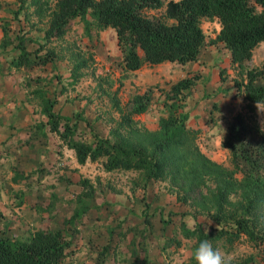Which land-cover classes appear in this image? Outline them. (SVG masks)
Here are the masks:
<instances>
[{
    "label": "rangeland",
    "instance_id": "obj_1",
    "mask_svg": "<svg viewBox=\"0 0 264 264\" xmlns=\"http://www.w3.org/2000/svg\"><path fill=\"white\" fill-rule=\"evenodd\" d=\"M28 1L15 0L12 9L23 5L17 19L12 10L0 19L8 20V31L23 25L43 32L47 10L55 0H44V10L39 15L33 11L37 6ZM145 13L158 14L168 21L163 6ZM200 26L205 41L197 58L184 63L162 61L124 71L112 27L99 30L91 23L86 26L77 17L61 37L45 42L41 37L35 42L42 45L40 53L52 51V58L42 67L32 66L27 73L28 68L17 69L19 76H11L9 85L8 78L2 76L7 60L1 61L0 234L24 240L35 229L63 228L71 237V249L62 264H135L137 258L144 264H188L193 259L195 239L182 235L180 223L189 227L200 223L207 231L209 225L218 227L221 222L212 220L200 205L182 200L166 179L145 180L133 170L106 171L99 160L77 163L72 149L49 131L41 134L33 124L41 118L38 91L42 90L50 98L55 96L56 109L70 116L79 112L98 133L106 134L119 120L114 98L121 107L134 92L149 87L151 100L146 110L133 115L130 125L119 127L121 133L146 144L158 129V117L167 113L160 89L168 88L182 76L193 75L194 81L184 89L183 96L171 101L177 104L178 111L187 114L185 124L196 130L198 148L232 169L229 151L220 144L226 125L240 112L246 122L263 127L264 103H256L252 111L248 110L231 78L240 80L244 66L259 65L264 60L257 55L262 51L264 56V40L255 47L246 65L238 67L230 63L222 43L211 41L217 20L202 17ZM16 52L17 49L7 50V58ZM25 74L31 79L29 86H24L28 81ZM32 88L37 92H28ZM232 176L241 179L238 171ZM82 180L87 181L86 185ZM234 188L225 206L231 214L244 210L234 203L244 202L239 188ZM247 215L253 228L264 233V204L255 205ZM160 217L168 221L163 223ZM210 242L231 256L233 264L243 260L242 264H264V250L243 235L231 244L221 239Z\"/></svg>",
    "mask_w": 264,
    "mask_h": 264
},
{
    "label": "trees",
    "instance_id": "obj_2",
    "mask_svg": "<svg viewBox=\"0 0 264 264\" xmlns=\"http://www.w3.org/2000/svg\"><path fill=\"white\" fill-rule=\"evenodd\" d=\"M43 3L44 0L27 2L37 6L33 11L38 15L44 10ZM161 6L170 21L155 13H145ZM22 7L18 5L12 9V16L17 19ZM47 11V25L39 36L43 42L61 37L76 17L86 26L91 23L99 30L112 27L120 51L119 64L124 71L135 70L142 64L184 63L196 59L205 41L200 26L202 17L218 21L219 28L211 41L222 43L229 52L232 65H246L253 47L264 40V0H55ZM7 22L1 24L0 46L17 49L16 54L8 58L4 55L7 73L12 70L18 74L17 69L28 68L27 73L30 67H42L52 58L49 49L39 52L42 48L39 42L36 47L27 48L26 41L32 38L24 32L18 31L11 36ZM244 67L240 80L231 79L236 93L252 111L256 103H264V60L259 65ZM29 80L28 76L24 86L30 85ZM193 81V75H185L168 88L160 89L167 102V113L158 117V129L146 144L121 133L119 127L130 125L133 115L146 110L151 100L149 87L134 92L121 107L114 98L119 120L106 134L98 133L93 123L81 117L79 112L70 116L56 109L55 96L50 98L42 90L38 91L41 118L33 125L41 134L49 131L56 135L61 144L73 150L79 164L99 160L106 171L133 170L145 180H168L182 200L200 205L212 220L222 223L218 227L209 225L208 230L203 231L200 223L189 227L181 222L180 232L184 237L194 238L196 246L200 241L217 239L231 244L243 235L264 250V233L253 228L247 215L255 205L264 204V126L248 123L242 113L236 112L220 141L229 151L232 169L210 159L195 142L196 130L185 124L187 114L178 111L177 104L171 101L182 97L184 89ZM28 92L37 90L32 88ZM234 171L241 174V179L232 176ZM82 181L86 185L87 181ZM234 187L239 188V196L244 202H233L244 210L231 214L225 206L230 203L227 197ZM160 219L163 223L168 221V218ZM70 246L71 237L63 228L35 229L24 240L0 234V264H62L70 253ZM242 263L244 260L237 264ZM135 264L144 263L137 258ZM188 264L196 262L192 259Z\"/></svg>",
    "mask_w": 264,
    "mask_h": 264
},
{
    "label": "crops",
    "instance_id": "obj_3",
    "mask_svg": "<svg viewBox=\"0 0 264 264\" xmlns=\"http://www.w3.org/2000/svg\"><path fill=\"white\" fill-rule=\"evenodd\" d=\"M17 3V2H16ZM13 4H15V0H0V19L1 18H4V17H6L7 15H9L10 14V11L12 10V8H13ZM17 7H18V5H17ZM5 19H7V18H5ZM215 19V18H214ZM4 20V19H3ZM171 20V18H169L168 19V21H170ZM216 20V19H215ZM1 24H2V21H0V38H1V35H2V31H1ZM217 25H218V27H217V30H218V28H219V23H218V21H217ZM15 27V26H14ZM22 29H20L19 30V28H18V26L16 25V27L15 28H12V30H10L9 32H13V33H15V32H20V33H23L24 32V35H26V36H30L32 39L30 40V41H26V43H27V48H29V49H31L32 47L34 48V47H36L37 46V43H35V41H34V38H36L37 39V41L39 40V36L42 34V32H40V33H38L37 31H35L34 29H31V28H29V27H24L23 25H21L20 26ZM113 29V28H112ZM217 32V31H216ZM260 42H258V44H259ZM261 43H264V42H261ZM257 44V45H258ZM256 45V46H257ZM256 46H254L253 47V49H252V53H251V58L253 57V51H254V49H255V47ZM7 50H10V46L8 45V46H5V47H2V46H0V64H1V61L2 60H4V55H5V57H6V52H7ZM257 55L259 56L258 58H260V60H262L263 59V57L264 56H262L263 55V52L262 51H259L258 53H257ZM165 62H167V61H165ZM161 63V62H160ZM254 65H256V64H254ZM0 71H3V68L0 66ZM19 76V74H14V72L11 70V71H9L8 73L6 72V73H4V75H2V76H6L8 79L6 80V84H8L9 83V81H11V76ZM9 85H10V83H9Z\"/></svg>",
    "mask_w": 264,
    "mask_h": 264
},
{
    "label": "clouds",
    "instance_id": "obj_4",
    "mask_svg": "<svg viewBox=\"0 0 264 264\" xmlns=\"http://www.w3.org/2000/svg\"><path fill=\"white\" fill-rule=\"evenodd\" d=\"M196 264H233V258L216 248L208 240H203L192 250Z\"/></svg>",
    "mask_w": 264,
    "mask_h": 264
}]
</instances>
